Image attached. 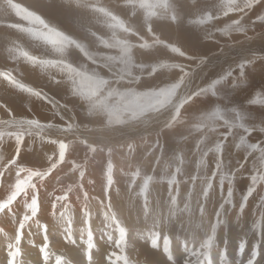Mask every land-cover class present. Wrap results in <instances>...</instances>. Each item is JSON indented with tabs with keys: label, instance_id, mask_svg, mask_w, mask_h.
<instances>
[{
	"label": "rangeland",
	"instance_id": "374dc122",
	"mask_svg": "<svg viewBox=\"0 0 264 264\" xmlns=\"http://www.w3.org/2000/svg\"><path fill=\"white\" fill-rule=\"evenodd\" d=\"M243 46L264 50V0H0V125L63 130L0 129V214L25 206L0 246L41 238L60 264L92 249L101 264H247L258 245L264 264V52L206 67Z\"/></svg>",
	"mask_w": 264,
	"mask_h": 264
},
{
	"label": "bare ground",
	"instance_id": "6f19581e",
	"mask_svg": "<svg viewBox=\"0 0 264 264\" xmlns=\"http://www.w3.org/2000/svg\"><path fill=\"white\" fill-rule=\"evenodd\" d=\"M203 2V1H202ZM171 4V3H170ZM196 12V11H195ZM213 13V12H212ZM195 15V14H194ZM204 16V15H203ZM193 27V26H192ZM195 30V29H194ZM195 33H197V32H195ZM187 34V33H186ZM194 34V33H193ZM192 35V34H191ZM195 39V38H194ZM210 42V41H209ZM244 45V44H243ZM239 46H242V45H239ZM263 47V46H262ZM261 47V48H262ZM261 48H258V47H256V48H254V49H247L245 46H243V49H241V48H237L236 50L235 49H231L230 51H222V54L223 55H221V57H219L218 55L215 57H212V59H211V61H209V63H208V65L206 66V67H210V68H212L214 65H217V67L219 66L218 64H219V61L220 60H222L223 58L225 59V57L226 58H230V57H237L236 56V54H237V52H239V53H243L242 55H243V57L245 58V57H247V56H250L252 53L253 54H255V51L256 52H260V51H263L264 52V50L263 49H261ZM226 50V49H225ZM248 50H251V51H248ZM236 52V53H235ZM246 52L248 53V54H246ZM239 57V56H238ZM227 64V63H226ZM228 65V64H227ZM226 66V65H225ZM224 66V67H225ZM229 66V65H228ZM197 68V67H196ZM208 69V68H207ZM213 69H214V67H213ZM216 69V68H215ZM197 70H199V69H197ZM226 70V69H225ZM237 70V69H236ZM201 71H203V69L201 68ZM228 71V70H227ZM196 72L197 71H194V72H191V74L189 75V77L185 80V82H184V86L183 87H181V88H179V98H178V101H179V103H181V105H184L185 104V98L184 97H186V95L187 94H189V86H190V84H191V81H192V79L193 80H195V74H196ZM200 73V72H199ZM232 75V74H231ZM158 78V77H157ZM166 79V78H165ZM171 99V98H170ZM194 101V100H193ZM191 103V102H190ZM185 106V105H184ZM180 107V106H179ZM185 108V107H184ZM180 110H181V107H180ZM5 123H4V125L2 124V125H0L1 127H0V129L2 128V129H6L7 128V130H11V131H13L14 130V128L13 127H18V130H20L21 132H22V130L23 129H26L27 127H31V128H33V129H35V130H37L38 132H48L47 134L48 135H50V136H52V137H56V136H58V134L59 133H61V131H63L62 130V128L61 129H59V127H56V126H47V125H43V124H40V123H38V122H36V121H20V120H16V121H9V122H6V121H4ZM2 123V122H1ZM5 124H7V125H5ZM15 126H14V125ZM21 124V125H20ZM18 125H20V126H18ZM28 125V126H27ZM161 125L162 124H158V122L156 121V122H154V121H150V122H148V124L147 125H143L142 126V129L141 130H137L136 132H133V133H131L130 135H128V136H124V137H121V138H118V139H130V138H134V137H137V135L139 134V132H141V133H143V134H147V132H149L152 128H157V127H161ZM24 126V127H23ZM23 127V128H22ZM49 129V130H48ZM17 130V129H16ZM200 130V129H199ZM5 131V130H4ZM152 132V131H151ZM169 132V131H168ZM168 132L166 133V134H168ZM62 134V133H61ZM73 134H76V132H74ZM192 134V133H191ZM42 135V134H41ZM119 135V134H118ZM215 135V134H214ZM16 136V135H15ZM26 136V135H25ZM39 136V135H38ZM122 136V135H121ZM216 136V135H215ZM244 136V135H243ZM13 137V136H12ZM120 137V136H119ZM222 137V136H221ZM8 138V137H7ZM152 138H154V137H152ZM158 138V137H157ZM4 139V138H3ZM3 139H2V141H3ZM224 139V138H223ZM222 139V140H223ZM9 140H10V137H9ZM27 140H30L29 138L27 139ZM5 141V140H4ZM3 141V142H4ZM16 141V140H15ZM9 142V141H8ZM11 142V141H10ZM25 142V141H24ZM6 143V142H5ZM183 143V142H182ZM11 144V143H10ZM29 144V143H28ZM25 145H27V144H25ZM10 147V146H9ZM29 147V146H28ZM203 148V147H202ZM2 149V148H1ZM14 148L13 147H11L10 149H8V151H9V153H10V155L11 154H13V152L15 151V150H13ZM185 150V149H184ZM238 152V151H237ZM183 154V153H182ZM5 155V154H4ZM184 155V154H183ZM13 156V155H12ZM4 162H6V161H4ZM245 162V161H244ZM1 163H3V161L1 162ZM6 165V164H5ZM54 175V174H53ZM43 176V175H42ZM86 176H87V174L85 175V177H82V179L83 180H85L86 181ZM45 177V176H44ZM47 178V177H46ZM53 179H55V178H53ZM102 179H103V177H102ZM46 182V181H45ZM84 183H87V181L86 182H84ZM53 184V183H52ZM51 184V185H52ZM46 185V184H45ZM43 186V185H40V186H36L35 187V189H37L38 190V194H39V202H41V209L42 210H45L44 208H45V206H46V202H45V200H43L47 195H50V194H47L49 191L47 190V188L48 187H46V186ZM7 187V186H6ZM83 188H84V186H83ZM87 188L88 187H86V190H87ZM5 189V190H4ZM7 189H8V187H7ZM55 189V188H54ZM89 189V188H88ZM261 189H263V186H260V188H259V190H261ZM56 190V189H55ZM4 191H6V188H3V190H2V192L0 193V196L2 195V193L4 192ZM29 191H30V188H29ZM7 192V191H6ZM32 191H30V193H31ZM57 192V191H56ZM85 193V192H84ZM68 194V193H67ZM87 194H92V192H89V191H87ZM29 195V194H28ZM77 195V194H76ZM75 194H74V192H72V194L70 193L69 195H68V198H69V201L70 202H72L73 203V205L75 206V208H76V210H78V211H84L83 209L85 208V206H82V204L80 203L82 200L78 197V196H76ZM53 196V198H55L56 196H54V195H52ZM258 197V196H257ZM24 198V196H22V199ZM30 198V197H29ZM31 198H33V197H31ZM90 198H92V196L90 197ZM22 199H20L21 201L20 202H22V204H20V205H17L16 206V204H14L11 208L9 207V209L8 210H6V213H5V215H3L4 213H2V214H0V223H1V225L3 226V229L7 232V234L8 233H10V235H11V237L13 238V232H14V228H15V224H14V226H11V225H7V223H6V221H11V220H13L14 221V216L13 217H10V215L8 216L7 214L9 213V212H12V215L13 214H17V212H19V210L17 211V207L18 208H24L25 206L23 205L24 204V200H22ZM26 199V198H25ZM251 199V198H250ZM30 200V199H29ZM25 202H28V201H25ZM20 206V207H19ZM221 206V205H220ZM249 209V208H248ZM257 209V208H256ZM24 210V209H23ZM253 210H255V208L253 209ZM212 211V210H211ZM245 211H247L246 209H245ZM244 210L241 212V213H243V212H245ZM249 211V210H248ZM22 212H24V211H22ZM50 212H55L54 211V208H52V210L50 209ZM258 212V211H257ZM20 213V212H19ZM231 213V212H230ZM233 213V212H232ZM235 213V212H234ZM255 213V212H254ZM10 214V213H9ZM224 214V213H223ZM237 214V213H236ZM253 214V213H252ZM262 214V213H261ZM226 216V215H225ZM234 216V215H233ZM52 217V216H51ZM50 217V218H51ZM255 218V217H254ZM23 218H22V216L20 215V214H18V227L19 228H21L22 229V227H23V225H24V222H23V220H22ZM230 219V218H229ZM16 221V222H17ZM13 224V223H12ZM26 229V228H25ZM25 229H24V231H25ZM37 237V236H36ZM26 238V237H25ZM24 238V239H25ZM27 239V238H26ZM38 240V242H36ZM37 240H33L32 241V246H34L33 247V249H31L30 251L31 252H29V251H27V253H26V251H25V253H24V246L23 245H21V244H18L17 242H15V241H13V242H10L11 243V245H10V243L9 242H4V244H2L1 246H0V251L1 250H3L4 252L5 251H7V250H9V248H10V246H13V247H15V248H17L18 249V252H19V255H18V258H17V261H18V263H20V264H60L61 263V261H62V257H63V255L62 254H60L57 250H55V249H53L52 247H53V245H51V244H48V245H44V242H45V240L43 241V239H41V238H39V239H37ZM23 241V240H22ZM40 241V242H39ZM24 242V241H23ZM27 242V241H26ZM30 248V247H29ZM58 248L59 249H63L64 247L62 246H58ZM101 249H102V246H101ZM29 250V249H28ZM2 251V252H3ZM143 251H145V250H143ZM72 254V253H71ZM74 254V253H73ZM102 254V253H101ZM4 255V254H3ZM70 255V254H69ZM84 256V260H85V262H79V259H70V257L68 256V254H66V256L67 257H65V258H67L68 260H67V262L65 263V264H74L73 262H69V260H73V261H75V262H77L78 264H101V262H102V255H99L98 254V252L96 251V249H92L91 251H87L86 250V252L83 254ZM124 256V255H123ZM117 257L115 260L114 259H112V257H111V255H109L108 257L107 256H105L106 257V259H107V262H110V264H124V262H125V260H124V257ZM146 255H145V253L144 252H141V254H140V258H142V257H145ZM220 256V255H219ZM11 257H12V255L10 254V255H8L7 254V257H5L6 258V260H7V262L5 263V264H14L15 262L17 263V261H13V260H11ZM77 257L79 258L80 256L79 255H77ZM185 257H186V254H185ZM184 257V258H185ZM5 258H2V256L0 255V264H3L2 262H4L5 261ZM36 258H38V259H40V258H42L43 259V261H41V259L38 261ZM209 258V257H208ZM226 260V259H225ZM210 261H212V260H210ZM224 261V260H223ZM15 263V264H16ZM225 263V262H224ZM223 264V263H222Z\"/></svg>",
	"mask_w": 264,
	"mask_h": 264
},
{
	"label": "snow or ice",
	"instance_id": "6c2138e0",
	"mask_svg": "<svg viewBox=\"0 0 264 264\" xmlns=\"http://www.w3.org/2000/svg\"><path fill=\"white\" fill-rule=\"evenodd\" d=\"M246 245H247V241L242 240L238 245V251L240 253H243L244 249L246 248ZM258 255H259V246L254 245L253 246V252L250 254V257H249L247 264H255V257Z\"/></svg>",
	"mask_w": 264,
	"mask_h": 264
}]
</instances>
